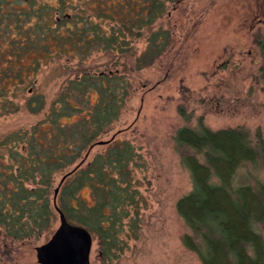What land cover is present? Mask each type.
<instances>
[{"label":"rangeland","instance_id":"obj_1","mask_svg":"<svg viewBox=\"0 0 264 264\" xmlns=\"http://www.w3.org/2000/svg\"><path fill=\"white\" fill-rule=\"evenodd\" d=\"M5 1L4 12L16 15L25 10L29 17L18 15L21 18L15 17L11 33H0V142L20 131L30 136L47 119L67 82L83 72L117 73L126 82L123 107L102 137L101 143L106 144L88 147L81 167L104 153L105 145L113 140L132 145L139 157L133 176L142 197L138 237L121 235L126 241L124 251L112 260H103L99 241L92 235L89 264H201L181 242L189 230L175 205L191 191L192 184L174 136L181 128H196L201 119L213 132L239 128L252 136L259 133L264 142V80L258 78L264 0H165L162 13L135 36H118L116 20L96 16L101 7L114 11L116 19L122 18L118 4L124 0ZM84 20L99 25L98 34H113L115 44L106 49L93 47L83 54L78 30L70 33L67 27L71 21L77 29H88ZM38 26L47 27L44 34L38 33ZM94 32L86 37L94 40ZM158 32L165 33L167 40L162 51L141 61L147 58L143 54L149 35ZM89 95L90 107L86 103ZM88 97L79 104L81 113L60 119V126L49 125L45 132L53 129L51 134L60 136L87 117L98 95L91 91ZM34 99H39L36 113L28 109ZM0 163L11 164L5 148H0ZM62 176H54L53 189ZM261 181L264 168L245 164L236 171L233 185L255 186ZM80 195L91 204L88 189ZM58 224L54 213L48 231L24 240H10L0 228V264H38L34 249L49 241ZM255 230L264 241V225Z\"/></svg>","mask_w":264,"mask_h":264},{"label":"trees","instance_id":"obj_2","mask_svg":"<svg viewBox=\"0 0 264 264\" xmlns=\"http://www.w3.org/2000/svg\"><path fill=\"white\" fill-rule=\"evenodd\" d=\"M164 1L124 0L118 4L122 18L116 19L114 11L101 7L96 10V16L116 20L118 36H135L162 13ZM5 4V0H0V33L8 35L11 25L17 23V16L29 17V13L25 10L16 15L6 13ZM69 24L70 33L78 30L83 54H89L93 47L111 48L116 42L113 34H98L99 25L90 21H83L88 29H77L71 21ZM36 30L42 35L47 27L38 26ZM95 30L94 40L88 39L87 33ZM164 35L160 32L149 35L148 48L143 54L147 58L141 61L162 51ZM258 48L261 55L258 78L264 80V35L258 41ZM125 85L117 73L83 72L67 82L47 119L36 125L30 136L20 131L0 142L11 162L0 163V228L7 238L24 240L51 228L56 213L50 199L54 176L73 169L82 162L88 147L107 136L108 126L117 120L123 107ZM91 91L98 99L87 117L60 136L51 134L53 129L49 134L45 132L49 125L60 126V119L81 113L79 104ZM35 99L28 105L32 113L37 110L39 99ZM86 103L91 106L90 95ZM181 112L189 121L182 108ZM174 142L183 152L181 163L189 172L192 184L191 191L175 205L176 213L189 230L182 237V246L201 264H264V241L255 230L257 225H264V181L255 186L233 185L236 171L245 164L264 168L261 135L252 136L239 128L213 132L200 119L194 129L177 130ZM20 144L21 152L17 150ZM138 160L129 142L113 140L105 145L104 153L95 155L79 168L60 190L58 208L70 223L85 228L98 239L103 260H112L124 251L126 241L121 235L127 239L138 237L142 197L133 176ZM83 189L89 190L91 204L81 197Z\"/></svg>","mask_w":264,"mask_h":264},{"label":"water","instance_id":"obj_3","mask_svg":"<svg viewBox=\"0 0 264 264\" xmlns=\"http://www.w3.org/2000/svg\"><path fill=\"white\" fill-rule=\"evenodd\" d=\"M104 144L106 142H100L96 145ZM82 164L83 162L63 175L53 191L52 205L58 215L59 224L48 242L35 247V257L38 264H89L92 235L85 228L68 222L56 204L61 186Z\"/></svg>","mask_w":264,"mask_h":264}]
</instances>
